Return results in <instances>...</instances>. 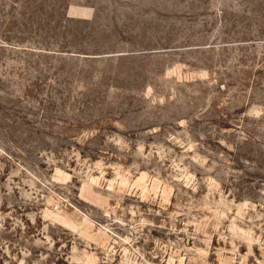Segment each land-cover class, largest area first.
Returning a JSON list of instances; mask_svg holds the SVG:
<instances>
[{
	"label": "rangeland",
	"instance_id": "374dc122",
	"mask_svg": "<svg viewBox=\"0 0 264 264\" xmlns=\"http://www.w3.org/2000/svg\"><path fill=\"white\" fill-rule=\"evenodd\" d=\"M0 264H264V0H0Z\"/></svg>",
	"mask_w": 264,
	"mask_h": 264
}]
</instances>
